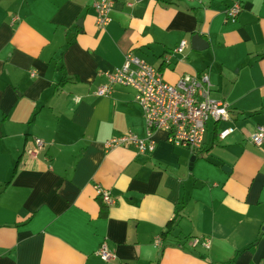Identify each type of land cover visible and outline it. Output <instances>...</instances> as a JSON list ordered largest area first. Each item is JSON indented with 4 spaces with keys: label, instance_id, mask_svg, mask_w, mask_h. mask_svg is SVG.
<instances>
[{
    "label": "crops",
    "instance_id": "crops-1",
    "mask_svg": "<svg viewBox=\"0 0 264 264\" xmlns=\"http://www.w3.org/2000/svg\"><path fill=\"white\" fill-rule=\"evenodd\" d=\"M93 1L0 0V264H264V143H251L264 125V0H114L104 28ZM197 34L206 50L192 49ZM129 53L169 84L209 76L230 121L208 124L201 152L162 130L152 153L107 147L146 135L133 88L95 94ZM36 138L46 147L34 159Z\"/></svg>",
    "mask_w": 264,
    "mask_h": 264
},
{
    "label": "built area",
    "instance_id": "built-area-1",
    "mask_svg": "<svg viewBox=\"0 0 264 264\" xmlns=\"http://www.w3.org/2000/svg\"><path fill=\"white\" fill-rule=\"evenodd\" d=\"M114 3V0L93 1L98 28H104L111 22L110 14ZM132 5L133 3H128L130 7ZM241 11V3L235 2L226 10L227 19L235 22ZM188 45L187 40L181 41L173 51L164 55L163 63H172L178 55L184 54ZM35 75L33 72L32 76ZM104 76L107 83L98 87L95 94L99 97H108L116 86L133 88L136 91L135 100L142 109L146 126L145 137L140 138L131 132L120 134L107 142L109 149L132 147L140 154L152 153L157 146L155 133L162 130L166 133V141L169 144L186 148L192 154H197L204 148L208 124L230 121L229 106L224 101L211 97L212 84L207 74L183 75L175 84H169L163 79L158 68L129 53L125 56L121 67L104 72ZM235 130V127L224 128L218 132V139L226 140ZM251 143L255 146L264 143V125L257 128L251 137ZM45 147L44 140L36 138L25 152L29 157L36 159ZM96 191L105 205L114 204V199L108 190L98 186ZM192 245L195 247L202 245L205 249H209L211 242L210 239L194 238ZM97 255L106 263L116 258L115 251L109 248L106 241L100 245Z\"/></svg>",
    "mask_w": 264,
    "mask_h": 264
},
{
    "label": "water",
    "instance_id": "water-1",
    "mask_svg": "<svg viewBox=\"0 0 264 264\" xmlns=\"http://www.w3.org/2000/svg\"><path fill=\"white\" fill-rule=\"evenodd\" d=\"M191 46L193 50L203 51L209 47V44L199 34H197L191 38Z\"/></svg>",
    "mask_w": 264,
    "mask_h": 264
}]
</instances>
